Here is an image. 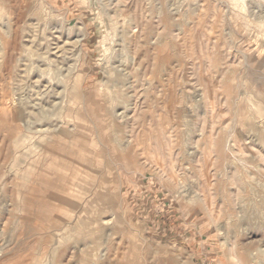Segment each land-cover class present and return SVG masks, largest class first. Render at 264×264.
I'll use <instances>...</instances> for the list:
<instances>
[{
	"label": "rangeland",
	"instance_id": "1",
	"mask_svg": "<svg viewBox=\"0 0 264 264\" xmlns=\"http://www.w3.org/2000/svg\"><path fill=\"white\" fill-rule=\"evenodd\" d=\"M0 264H264V0H0Z\"/></svg>",
	"mask_w": 264,
	"mask_h": 264
}]
</instances>
